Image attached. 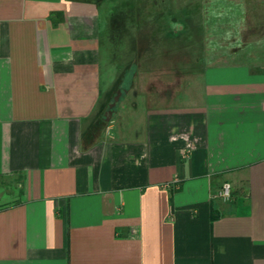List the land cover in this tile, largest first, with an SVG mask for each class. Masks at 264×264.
I'll use <instances>...</instances> for the list:
<instances>
[{"label": "crops", "instance_id": "0c3cea01", "mask_svg": "<svg viewBox=\"0 0 264 264\" xmlns=\"http://www.w3.org/2000/svg\"><path fill=\"white\" fill-rule=\"evenodd\" d=\"M103 4L0 0V264H264V56Z\"/></svg>", "mask_w": 264, "mask_h": 264}, {"label": "rangeland", "instance_id": "374dc122", "mask_svg": "<svg viewBox=\"0 0 264 264\" xmlns=\"http://www.w3.org/2000/svg\"><path fill=\"white\" fill-rule=\"evenodd\" d=\"M103 7L116 21L131 23L129 35L137 12L150 11L151 22L157 18L154 13H161L167 30H182L188 56L191 46H198L200 55L264 56V0H104Z\"/></svg>", "mask_w": 264, "mask_h": 264}, {"label": "built area", "instance_id": "2783aa9c", "mask_svg": "<svg viewBox=\"0 0 264 264\" xmlns=\"http://www.w3.org/2000/svg\"><path fill=\"white\" fill-rule=\"evenodd\" d=\"M217 197L223 201H229L232 198V185L230 183H224L219 190Z\"/></svg>", "mask_w": 264, "mask_h": 264}]
</instances>
